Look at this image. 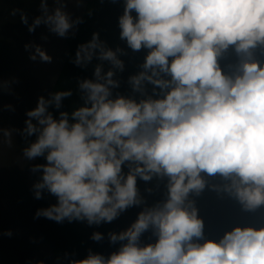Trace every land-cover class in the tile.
<instances>
[{
  "label": "clouds",
  "instance_id": "clouds-1",
  "mask_svg": "<svg viewBox=\"0 0 264 264\" xmlns=\"http://www.w3.org/2000/svg\"><path fill=\"white\" fill-rule=\"evenodd\" d=\"M45 22L60 37L72 27L60 9ZM118 26L128 48L147 50L143 70L129 78L133 90L143 95L147 82L153 95L114 96L122 49L106 47L97 33L78 46L76 65L95 57L112 68L97 64L94 79L78 82L83 103L70 113L60 109L71 90L40 96L28 111L25 131L36 139L24 155L44 158L34 166L42 170L35 195L47 189L57 199L36 216L112 222L142 203L138 178L167 177V198L110 234L112 242L126 241L119 251L70 264H264V226L205 239L204 221L188 199L205 188L206 173L228 181L225 190L245 211L264 205V0H125ZM37 55L51 62L39 46L30 58ZM149 229L155 241L141 245Z\"/></svg>",
  "mask_w": 264,
  "mask_h": 264
},
{
  "label": "water",
  "instance_id": "water-1",
  "mask_svg": "<svg viewBox=\"0 0 264 264\" xmlns=\"http://www.w3.org/2000/svg\"><path fill=\"white\" fill-rule=\"evenodd\" d=\"M86 5V0H0V264L57 262L55 245L33 211L37 158H27L24 149L36 135L25 129L38 98H50L69 54L68 38L77 34ZM57 9L72 23L65 37L45 22ZM38 18L41 23L34 25ZM37 46L51 62L30 58Z\"/></svg>",
  "mask_w": 264,
  "mask_h": 264
},
{
  "label": "trees",
  "instance_id": "trees-1",
  "mask_svg": "<svg viewBox=\"0 0 264 264\" xmlns=\"http://www.w3.org/2000/svg\"><path fill=\"white\" fill-rule=\"evenodd\" d=\"M86 1V10L80 28L76 35L68 38L69 54L52 91L54 93L61 90H71L73 93L71 97L62 101L60 111H68L70 113L75 107L83 103L80 99L82 93L79 91L78 82L84 78L94 79L92 73L97 64L102 63L104 71L112 68L110 62L99 61L95 57L86 67L78 66L74 63L78 46L90 41L93 33L98 34L99 40L106 47L113 50L122 49V52H118L117 55L124 62V70L121 72L118 69H114L115 75L113 79L119 81V87L112 90L113 95H124L137 100L152 96L153 86L151 84L145 82V92L142 95L140 92L133 90L129 81L131 76L143 70L141 65L147 55V50L142 49L139 52H134L128 48L125 41L120 39L118 20L123 15L125 0ZM132 15L135 18L136 13L133 12ZM49 111L56 114L57 110L54 107H50ZM39 163H44L43 157H37L36 164ZM127 171L128 169L125 167L124 172L126 173ZM201 175L205 179V188L199 194L195 192L189 193L188 199L193 201L194 206L198 210V216L204 221L205 239H218L225 231H230L236 226H257L255 224L247 225L239 220L238 213L244 209L235 196L225 190V185L229 183L228 181H225L219 175L215 177H209L206 173ZM41 180L42 170H36L33 182L35 194L37 189L34 185ZM167 182V177L160 179L154 176L148 182L138 178L137 189L142 203L131 206L121 212L112 222L89 225L87 220L73 219L70 221L65 218L63 221L56 222L43 216L37 217L43 230L55 245L56 264H70L71 261L85 259L90 254H99L108 258L111 253L119 251L120 246L126 241L112 242L110 234H119L125 231L137 219L138 213L147 207L162 203L167 198ZM40 191L41 198L35 199L33 207L35 214L39 209L48 208L57 203L56 197L51 195L47 189ZM245 212L247 213L245 214L246 217H242L250 220L254 210ZM96 232L102 234L99 241L92 239L93 233ZM141 241L145 244L155 241L151 229L142 234Z\"/></svg>",
  "mask_w": 264,
  "mask_h": 264
},
{
  "label": "flooded vegetation",
  "instance_id": "flooded-vegetation-1",
  "mask_svg": "<svg viewBox=\"0 0 264 264\" xmlns=\"http://www.w3.org/2000/svg\"><path fill=\"white\" fill-rule=\"evenodd\" d=\"M260 209H255L254 210V213H253V216L250 218V220H246L242 217V215L240 213H238V218L240 221L246 223L247 225H252V224H255L257 226L255 227H259V226H263L264 224V205H261L259 207Z\"/></svg>",
  "mask_w": 264,
  "mask_h": 264
}]
</instances>
